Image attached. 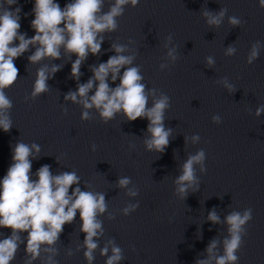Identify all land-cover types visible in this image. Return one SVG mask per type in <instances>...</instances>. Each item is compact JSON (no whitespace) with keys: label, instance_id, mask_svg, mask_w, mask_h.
Masks as SVG:
<instances>
[{"label":"clouds","instance_id":"9594fccd","mask_svg":"<svg viewBox=\"0 0 264 264\" xmlns=\"http://www.w3.org/2000/svg\"><path fill=\"white\" fill-rule=\"evenodd\" d=\"M17 2L0 0V130L8 133L13 127L10 115L13 102L6 90L20 78L15 60L34 48L28 56V62L37 65L45 59H61L63 50V55L69 59L76 57L71 63V78L77 81L76 90L68 91L64 100L81 106V120H90L93 109L105 124L115 119L117 114H123L127 121L146 119L149 135L143 142L145 150L163 153L172 135V129L166 128L164 123L165 112L171 107V98L163 92L157 96L155 88L146 90L141 68L133 63L135 54L125 55L129 51L126 44L112 43L110 50L115 55L110 56L106 62L90 66L92 76L87 82L79 83L81 65L89 54L97 56L101 53L105 34L116 32L119 28L118 18L124 15L125 8H135L140 0H110L107 11L103 10L105 0H70L63 8L57 0H34L31 28L35 34L32 37L20 31L22 9L19 6L11 9ZM258 5L264 9V0H258ZM227 12L226 7H221L218 12L204 9L201 15L209 27L219 28ZM228 23L238 27L242 21L236 16H229ZM171 41L170 34L164 46L168 48L167 58L175 62L178 59L177 48L169 47ZM236 51V47L230 45L224 54L232 56ZM260 51L261 42L258 40L248 52L247 64H253ZM205 60L209 67L214 66V57L207 56ZM166 66L161 64L160 68ZM61 68L62 65L55 63L38 67L31 93L25 97V101H34L49 92L48 80ZM109 78L112 83L117 80L119 83L112 87ZM217 83H222L229 93L236 90L227 77ZM149 97H152L150 107ZM261 114H264V104L256 108L255 115L259 117ZM212 121L217 125L222 122L219 115H214ZM190 139L195 144L200 136L196 134ZM188 140L189 137H185V143ZM96 147L93 144L92 150L95 151ZM11 151L12 163L0 179V229L11 230L9 236L0 238V264H12L21 244L25 245L23 264H34L42 251L48 254L43 264H58L55 260L58 249L55 245L64 226L73 223L77 213L80 219L79 230L84 234L83 244L77 247V251L83 249L87 264H93L98 248L100 255L106 258L104 264H120L125 259L122 248L113 239H109L103 247L99 244L104 228L103 221L98 217L108 208L105 193L81 190V178L75 170L53 175L50 166L43 165L35 173L36 179H33L32 159L41 151L35 142L27 144L17 141ZM205 161L206 152L199 149L195 154H189L183 162L180 174L173 181L174 195L179 200H186L190 192L199 191L197 166L200 173H206ZM131 183V177L121 176L117 180V187L126 189L128 196L135 197L139 193L136 188L129 187ZM138 207L139 202L129 204L122 212L127 216ZM252 218L251 208L230 212L223 221L227 225V235L222 240H211L205 249L206 257L197 259L195 264H238L240 258L237 253L244 244L247 225ZM207 220L213 224L221 223L215 209L208 213ZM24 233L27 235H22ZM68 255H72L71 250Z\"/></svg>","mask_w":264,"mask_h":264}]
</instances>
